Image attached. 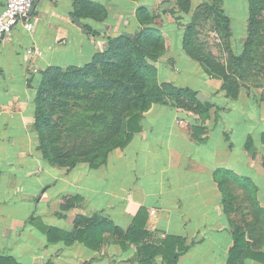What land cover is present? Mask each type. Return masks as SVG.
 Segmentation results:
<instances>
[{"label": "crops", "instance_id": "1", "mask_svg": "<svg viewBox=\"0 0 264 264\" xmlns=\"http://www.w3.org/2000/svg\"><path fill=\"white\" fill-rule=\"evenodd\" d=\"M215 1L229 18L232 40L244 45L249 0ZM205 2L37 0L29 15L32 29L18 23L0 40V264H141L132 259L136 244L122 237L130 228L146 231L144 241L180 238L176 250L188 248L177 264H227L236 226L247 245L232 262L264 264V87L227 96L219 78L186 51V25ZM98 5L105 11L95 10ZM138 9L157 13L161 21L154 23L166 47L154 62L158 80L209 96L208 117L153 103L142 113L141 130L123 148L111 150L106 162L70 170L48 162L34 128L41 72L83 65L108 47L107 37L139 31ZM85 25L97 34L87 33ZM215 171L230 191V209ZM235 177L256 187L255 204ZM64 196L70 202L65 209ZM93 213L123 232L106 228L100 243L92 244V227H81L87 242L61 236L76 232L77 214ZM238 216V225H232ZM48 226L56 228L49 236ZM164 262L161 253L154 256L153 264Z\"/></svg>", "mask_w": 264, "mask_h": 264}, {"label": "trees", "instance_id": "2", "mask_svg": "<svg viewBox=\"0 0 264 264\" xmlns=\"http://www.w3.org/2000/svg\"><path fill=\"white\" fill-rule=\"evenodd\" d=\"M204 6L209 7L206 3H204ZM100 7L101 10H99ZM97 8L95 10L105 11L101 5H98ZM209 9L222 18L224 28L230 31L229 18L225 11L219 9L216 3L211 4ZM187 10L188 7L184 9V11ZM262 11H264V0H249L248 34L244 42L245 51L235 56L237 60H252L249 51L253 45L255 46V42L261 39L258 31L260 23H262V19L260 20ZM158 17L159 15L155 12L138 9L137 18L142 24L139 31L133 34L121 33L114 37H107L108 47L105 50L96 52L91 60L83 65H70L66 68L49 66L41 72L35 96L34 128L38 131V149L48 162L65 167L67 170L81 163H88L89 166L96 167L106 162L111 150L123 148L131 140L133 134L141 130L140 119L142 113L148 110L153 103H166L173 107L194 111L202 117H208L212 103L199 101L196 98L197 91L189 88H178L170 82L158 80L154 62L157 61L166 48L161 31L154 26V23H161ZM84 27L87 33L97 34L95 31H91L88 26L85 25ZM190 28L191 23H188L184 32L186 51L202 64L208 75L223 80L222 88L226 90L227 96L236 97L238 92L231 87V82L226 76L221 77L214 73L209 64L204 61V56L193 50L192 39L189 37ZM110 69L117 70L119 73L111 74L108 72ZM113 88L114 90H112ZM106 91H109V93L104 95ZM52 92L60 98L71 97L73 100L86 95L90 96L94 92L102 95L99 101L105 102L104 107L106 109L98 106L90 115L91 121L88 120V123L96 128L95 134L100 135L95 139L93 137L94 141L90 145H85L83 150L73 144L72 147L62 151L55 146V137L49 136L55 123L52 122L51 111L46 106V97ZM108 101L110 105L116 106V114L112 113L113 107L108 104ZM48 128H50V131L48 130L49 134L45 131ZM214 179L223 194L224 203L230 209L231 205L228 203L230 194L227 193V188L217 176V171L214 172ZM235 179L249 190L253 197V204H255L256 187L247 178L235 177ZM75 197L72 196L71 198L74 199ZM64 198L66 201L61 205L63 209L70 206L69 196H64ZM136 223L137 216L134 218L133 224L136 225ZM74 225L79 226L74 234L61 232V236L76 237L79 241L87 242L84 238V233L87 231L81 227L87 229L92 227L95 228L94 233L88 234L91 239L93 238L88 243L92 244V241L100 243L102 232L106 228L119 234L123 232L119 227L112 225L110 221L105 220L96 213L90 216L77 214ZM238 228L236 226L234 244L230 248L227 264H234L232 262L233 257L243 253L242 251L247 245L243 231L240 232ZM50 230H56V228L48 226L45 229L48 236ZM147 234L143 229H141L140 234H136L130 228L122 235L129 243L136 244L132 259L141 264H153L154 256L159 253L164 258V264H177L179 253L188 248L187 245H182L176 250V246L181 245L182 240L174 236H167L159 240L153 239L150 242L142 240L141 237ZM149 235L151 234L149 233ZM119 242H121L123 248L126 247L125 242L121 240ZM8 258L12 261L10 257Z\"/></svg>", "mask_w": 264, "mask_h": 264}, {"label": "rangeland", "instance_id": "3", "mask_svg": "<svg viewBox=\"0 0 264 264\" xmlns=\"http://www.w3.org/2000/svg\"><path fill=\"white\" fill-rule=\"evenodd\" d=\"M205 3L210 7L216 1L206 0ZM209 7H205L204 4L200 5L191 16V22L189 21L191 23L189 37L192 39L193 50L204 56V61L209 64L214 73L221 77L226 76L235 91L260 90V87H264V11L260 15L262 23H260L258 31L261 39L255 42L256 47L254 45L251 47L249 55L252 60L249 61L248 59L237 60L235 58L236 55L245 51L242 40L233 41L231 30L228 31L224 28L222 18ZM240 7L241 13H243V6L240 5ZM239 29L235 28V32H238ZM108 72L119 73L112 69ZM219 80L223 81L220 78ZM112 90L110 89V91ZM108 93L109 91H106L104 95ZM100 96L102 95L94 92L90 96L86 95L73 100L71 97L60 98L52 92L46 97V106L51 111V120L55 125H53L52 131L50 128L45 131L49 134V130V136L55 137V146L58 149L63 151L74 144L83 150L85 145H90L96 137H99L100 134H95L96 128L91 126L88 120L91 121L90 115L98 106L106 109L105 102L99 101ZM112 107V113L116 114V106ZM109 113L111 114V112ZM228 192L230 193L229 189H227ZM230 200L231 198L228 197V201ZM241 205L242 207L245 205L244 201ZM239 220V216L232 219V225H238Z\"/></svg>", "mask_w": 264, "mask_h": 264}, {"label": "built area", "instance_id": "4", "mask_svg": "<svg viewBox=\"0 0 264 264\" xmlns=\"http://www.w3.org/2000/svg\"><path fill=\"white\" fill-rule=\"evenodd\" d=\"M34 0H5L0 11V40L11 35L16 24L31 30L33 23L29 20L28 12ZM154 211V210H153Z\"/></svg>", "mask_w": 264, "mask_h": 264}, {"label": "water", "instance_id": "5", "mask_svg": "<svg viewBox=\"0 0 264 264\" xmlns=\"http://www.w3.org/2000/svg\"><path fill=\"white\" fill-rule=\"evenodd\" d=\"M36 2H37V0L33 1V4H32V6L28 12V15H30L32 13V11L34 10ZM196 98L201 102H205V101L210 102L211 101V98L209 96L203 95L202 92H200V91H197Z\"/></svg>", "mask_w": 264, "mask_h": 264}]
</instances>
